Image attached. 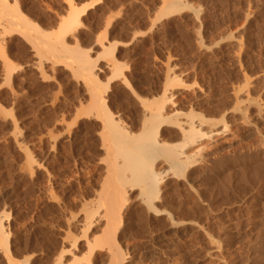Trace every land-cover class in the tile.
I'll return each instance as SVG.
<instances>
[{"label":"rangeland","instance_id":"1","mask_svg":"<svg viewBox=\"0 0 264 264\" xmlns=\"http://www.w3.org/2000/svg\"><path fill=\"white\" fill-rule=\"evenodd\" d=\"M162 1L0 0L14 19L0 15V264H109L116 247L120 264H264V0ZM58 39L61 56L41 43ZM71 52L93 62L106 110L90 108ZM154 107L170 119L156 141L182 150L184 171L149 159L156 211L124 183L112 243L105 166L122 158L100 113L130 138Z\"/></svg>","mask_w":264,"mask_h":264},{"label":"bare ground","instance_id":"2","mask_svg":"<svg viewBox=\"0 0 264 264\" xmlns=\"http://www.w3.org/2000/svg\"><path fill=\"white\" fill-rule=\"evenodd\" d=\"M14 2V1H13ZM174 2V1H173ZM171 0H163L161 2V8H160V11L161 13L164 12V13H168L170 12L172 9H176L177 8V5H175L174 2L173 3ZM1 3V2H0ZM2 3H5L4 1ZM6 5V4H5ZM5 5L0 9L1 12H3V14H0L1 16L2 15H6V17H8L9 20H11L9 18L8 15H10V17L13 19V16H11V14H8V10H7V5H6V8H5ZM180 6V5H179ZM9 8V7H8ZM14 15V14H13ZM5 17V16H3ZM25 18V17H24ZM17 19H22V21H24V19L21 17V18H17ZM74 17H71V23H74L75 22V19L73 21ZM77 19V18H76ZM7 20V19H5ZM26 20V19H25ZM28 21V20H27ZM27 21H24V22H27ZM77 21V20H76ZM1 22V21H0ZM12 21L9 23L11 24ZM29 23V21H28ZM16 24V23H15ZM24 25L27 24V23H23ZM28 25V24H27ZM29 27V26H28ZM36 27V25H35ZM4 29V28H3ZM17 30H21L19 28H16ZM27 34V33H26ZM43 37V36H42ZM37 41V39H36ZM44 41V40H43ZM32 43H35V41L33 42V40L31 41ZM39 42V41H38ZM36 42L34 45V47L37 45V47L39 46V43ZM47 42V41H46ZM46 42H42L41 40V43L44 44V46L46 45V47L51 50V54L52 52H58L60 53L59 56H61L62 53H65L64 52V45L62 44V41L58 39V43L57 45L54 43V46L53 43L52 45L50 44H46ZM60 42V43H59ZM40 43V44H41ZM100 44H102L100 42ZM43 45L41 44V47ZM36 48V47H35ZM45 48V47H44ZM46 48V49H47ZM46 50V51H49V50ZM105 49V48H104ZM103 49V50H104ZM39 51V50H38ZM108 54H110L109 56H111L112 58V54H113V50H110V51H106ZM77 53V52H76ZM73 53L72 52L70 53V57H72V59L74 60V62L76 63L75 65L77 66V72L78 74H83V76L86 78L85 79V82L86 84L89 86L88 89H89V92H90V97H91V105L90 108H104L106 105L103 103V101L101 100V96H100V91L102 93V90L103 88H101L102 86H100L97 82H96V79H94V76L96 77L95 75V71L93 72V65L91 63V61L89 60V58L86 56V54H79V53ZM56 56V55H55ZM72 61V60H71ZM114 65V63H113ZM116 66V65H115ZM110 68V67H109ZM114 68V71H115V67ZM112 69V68H111ZM110 69V70H111ZM117 69V68H116ZM99 70V69H98ZM113 75V74H112ZM115 75V74H114ZM81 76V75H80ZM82 77V76H81ZM83 77V78H84ZM9 78V76H8ZM100 90V91H99ZM104 91V89H103ZM102 95V94H101ZM150 102V101H149ZM152 102L155 103L154 100H152ZM154 103L151 104V106L153 105L154 106ZM92 106V107H91ZM145 106V105H144ZM146 106H148L146 104ZM150 106V105H149ZM156 106V104H155ZM148 108V107H147ZM146 109V107H145ZM144 109V110H145ZM103 110V109H102ZM104 110H106L104 108ZM103 110V111H104ZM259 110V109H257ZM83 113V112H82ZM85 113V112H84ZM89 113V112H88ZM95 112H93L94 114ZM99 113V112H98ZM261 113V112H260ZM97 114V112L95 113ZM102 118H103V124L102 125L103 127H105V130L107 131V134H108V137H109V140L111 141L110 144H111V147L112 149H114V157L119 155L121 159V162L120 165L117 164V162L115 163L114 162H110V161H106V159L104 161L106 162H109L105 167H108L107 169L108 170H111L113 175H112V178H110V182H108V187H110L109 183H112L111 186H112V189L111 191L108 189V192L107 191V186H105L104 184V181L105 183L107 182V180H104L102 185L105 189V191H103V187L100 189L101 190V193H102V196L105 194H107L105 196V200H104V206L101 210V213L100 215H102V217L106 218V224L110 227L109 230V236L107 237V241H110V242H114V237H115V232H114V227L113 225H109V224H112L113 222L116 223L118 220L119 217V211H118V205H120V203H118L119 201V198L121 199L120 202H124L125 203V200H123V196L125 195V192L123 194V188H122V185L125 183H128V182H131V184H133L134 186L136 185V187L138 188V194L139 196H141V198L143 199V201L145 202V204H147L146 206H148L151 209H154L155 211L157 209L154 208L153 206V203H152V200H154V198L158 197V194H159V191H160V182L162 180L161 178V172L160 170H156L155 168L152 167L151 163L149 164V159L152 157H154L155 155H160V156H163L165 157L166 160H168V163L170 164V166L174 167L175 169H180L181 171H184V167L182 169V166H183V160H182V156H183V152L182 150H178L172 146H166L165 144L161 143L160 142L158 143V141H156V133H157V126L156 124L161 121H168L170 119H167V118H164L161 117V114H160V111L158 108L154 107L151 109L149 115L145 116L142 118V121H141V128L139 130V132L136 134V135H129L130 138H128V133L127 132H124L126 130L122 129L121 126L118 124V120H114L113 117L108 113V112H101L100 113ZM99 114V115H100ZM262 114V113H261ZM86 115V114H85ZM91 115V114H90ZM98 115V114H97ZM176 115V114H175ZM264 115V114H263ZM87 116V115H86ZM144 116V114H143ZM258 116V115H257ZM170 117V116H169ZM261 115L258 116V118H260ZM97 118V117H95ZM175 118V117H174ZM188 119V118H187ZM264 119V118H263ZM174 120V119H173ZM193 120V119H192ZM120 121V120H119ZM190 121V120H189ZM256 121V120H255ZM187 123V128L185 130L188 129V134L189 135H194L191 137V139L195 137L196 135V130L194 129V125L190 122H186V121H183V123ZM179 123V122H178ZM180 127V126H179ZM183 127V126H182ZM124 130V131H123ZM184 130V131H185ZM101 131V130H100ZM129 132V131H128ZM183 132V131H182ZM185 131V133H187ZM102 133V132H101ZM106 134V136H107ZM161 134V133H160ZM188 134H185L187 135L189 138V135ZM132 136V137H131ZM183 136V135H182ZM106 138V137H105ZM186 138V139H187ZM160 139V138H159ZM185 139V138H183ZM161 141V139H160ZM192 141V140H191ZM262 141V140H261ZM188 142V141H187ZM108 147V146H107ZM106 147V148H107ZM199 148V147H198ZM108 149V148H107ZM198 150V149H197ZM198 152V151H197ZM109 153V152H108ZM199 153V152H198ZM194 154V153H193ZM118 157V156H117ZM108 159V158H107ZM189 159V158H188ZM153 161V160H152ZM184 162L185 159H184ZM105 163V162H104ZM169 166V167H170ZM169 169V168H168ZM173 170V168L171 169ZM127 171V173H125ZM165 171V170H164ZM110 172V171H109ZM184 173V172H183ZM165 174V173H164ZM176 174V173H175ZM109 175V174H108ZM111 175V173H110ZM263 175V174H262ZM105 178V177H104ZM109 181V180H108ZM124 184V185H125ZM130 184V185H131ZM129 185V184H128ZM127 185V186H128ZM125 187V186H124ZM131 187V186H130ZM162 187V186H161ZM111 188V187H110ZM125 191V190H124ZM100 192V191H99ZM105 192V194H104ZM125 197V196H124ZM141 200V202H143ZM122 202V204H123ZM98 204V201L97 203ZM103 204V203H102ZM121 204V206H122ZM100 205V203H99ZM99 205H97V207H99ZM95 206V205H94ZM120 206V207H121ZM102 207V206H100ZM89 208V207H88ZM118 208V209H117ZM92 209V208H91ZM148 210V209H147ZM98 211V208L97 210ZM100 211V210H99ZM153 211V210H151ZM154 211V213H155ZM92 214V213H91ZM88 215V216H91ZM96 214H98L96 212ZM93 215V214H92ZM86 217V216H85ZM99 217V216H98ZM97 217V218H98ZM89 218V217H88ZM3 219V217H2ZM112 221V223L110 221ZM171 220V219H170ZM121 221V220H120ZM119 221V222H120ZM109 222V223H108ZM258 222V221H257ZM121 223V222H120ZM3 223H1L0 221V234H1V238H5L7 240V236H5V234L3 233L4 232V228L2 226ZM174 224V223H173ZM115 225V224H114ZM116 227V226H115ZM171 227V226H170ZM107 229V228H106ZM113 231V232H112ZM6 232V231H5ZM4 234V235H3ZM0 238V240H1ZM4 239V240H5ZM260 239V238H259ZM5 240V241H6ZM4 242V241H2ZM7 243H5L6 245ZM110 244V243H109ZM213 244V242H212ZM215 244V243H214ZM4 245V244H3ZM216 245V244H215ZM116 247V246H115ZM114 247V248H115ZM215 247V246H214ZM220 247V245H219ZM118 248V247H116ZM115 248L114 251H112L113 253L111 254L110 256V259H109V264H120L121 262V254L116 251L117 249ZM215 249V248H214ZM59 262V261H58ZM57 263V262H56Z\"/></svg>","mask_w":264,"mask_h":264},{"label":"trees","instance_id":"3","mask_svg":"<svg viewBox=\"0 0 264 264\" xmlns=\"http://www.w3.org/2000/svg\"><path fill=\"white\" fill-rule=\"evenodd\" d=\"M233 19H235V18H233ZM233 19L216 20V21H213L211 23L210 22H204L202 33L204 36H206L208 34L215 33L217 31V29H219L223 25L230 24V25L234 26L235 20H233ZM238 22H240V20H238ZM153 43L154 44L158 43L157 35H155Z\"/></svg>","mask_w":264,"mask_h":264}]
</instances>
